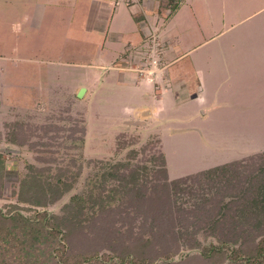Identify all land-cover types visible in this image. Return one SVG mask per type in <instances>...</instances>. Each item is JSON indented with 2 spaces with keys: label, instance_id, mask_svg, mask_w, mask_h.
Masks as SVG:
<instances>
[{
  "label": "rangeland",
  "instance_id": "rangeland-1",
  "mask_svg": "<svg viewBox=\"0 0 264 264\" xmlns=\"http://www.w3.org/2000/svg\"><path fill=\"white\" fill-rule=\"evenodd\" d=\"M165 3L0 0V150L7 167L22 172L21 159L36 163L33 151L11 142L14 122L67 116L84 119L83 150L91 158L124 155L134 145L115 150L120 138H134L136 147L160 139L155 147L169 179L264 152V0H181L171 14ZM147 47L154 56L142 54ZM144 109L152 113L141 115ZM15 183L5 178L0 207L16 201ZM160 227L144 255L167 250L158 235L168 226ZM104 228L97 225L100 232L84 241L75 236V246L102 254L132 244ZM178 254L170 264H229L198 255L179 261Z\"/></svg>",
  "mask_w": 264,
  "mask_h": 264
},
{
  "label": "trees",
  "instance_id": "trees-1",
  "mask_svg": "<svg viewBox=\"0 0 264 264\" xmlns=\"http://www.w3.org/2000/svg\"><path fill=\"white\" fill-rule=\"evenodd\" d=\"M166 2L171 14L181 0ZM53 120L13 123L11 142L37 155L36 163L21 159L22 172L7 167L0 150V198L5 178L17 181L16 201L0 207V264H170L178 253L179 261L198 255L212 263L264 264V152L169 179L155 147L160 139L136 147L134 138L119 135L115 150L134 146L96 159L83 150V118ZM54 204L59 211L47 209ZM97 225L132 244L102 254L76 247L77 236L84 241L100 232ZM160 226H168L158 235L167 250L144 255Z\"/></svg>",
  "mask_w": 264,
  "mask_h": 264
},
{
  "label": "crops",
  "instance_id": "crops-1",
  "mask_svg": "<svg viewBox=\"0 0 264 264\" xmlns=\"http://www.w3.org/2000/svg\"><path fill=\"white\" fill-rule=\"evenodd\" d=\"M107 10H109V8L108 7H106V11ZM144 18L146 19V15L144 16ZM142 21H144V20H142ZM141 22V21H140ZM140 22H138V23H140ZM141 24V23H140ZM143 28V27H142ZM170 59H172V61L173 60H176V57H175V55H174V53H170V55L168 56ZM174 58V59H173ZM146 111H148V112H146ZM141 113V115H149V114H151L152 113V110H150V109H144L143 111H141L140 112Z\"/></svg>",
  "mask_w": 264,
  "mask_h": 264
},
{
  "label": "built area",
  "instance_id": "built-area-1",
  "mask_svg": "<svg viewBox=\"0 0 264 264\" xmlns=\"http://www.w3.org/2000/svg\"><path fill=\"white\" fill-rule=\"evenodd\" d=\"M152 44H153V43H152ZM151 46H154V45H151ZM150 48H151V47H150ZM150 48L147 47V48L142 52V54L145 55V56L148 55V54H152V55L154 56L155 54L153 53V49H152V48L150 49ZM154 61H155V60H154Z\"/></svg>",
  "mask_w": 264,
  "mask_h": 264
},
{
  "label": "water",
  "instance_id": "water-1",
  "mask_svg": "<svg viewBox=\"0 0 264 264\" xmlns=\"http://www.w3.org/2000/svg\"><path fill=\"white\" fill-rule=\"evenodd\" d=\"M81 92V91H80ZM80 94V93H79ZM146 112H148V111H146Z\"/></svg>",
  "mask_w": 264,
  "mask_h": 264
}]
</instances>
